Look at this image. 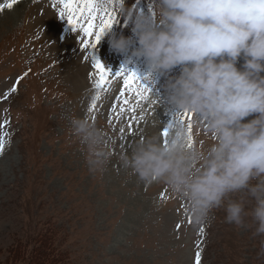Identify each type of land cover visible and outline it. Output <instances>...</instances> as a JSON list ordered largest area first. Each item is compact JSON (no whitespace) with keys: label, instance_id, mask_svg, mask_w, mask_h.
<instances>
[{"label":"rangeland","instance_id":"rangeland-1","mask_svg":"<svg viewBox=\"0 0 264 264\" xmlns=\"http://www.w3.org/2000/svg\"><path fill=\"white\" fill-rule=\"evenodd\" d=\"M65 2L82 4L0 0V264H264V235L254 228L226 223L222 208L194 223L163 184L120 167L121 154L158 130L154 120L161 128L171 121L163 79H147L142 61L110 50L109 32L130 35L115 0H106L113 23L95 47L79 12L68 23ZM148 2L127 0L141 11ZM94 59L111 79L90 114L100 78ZM129 72L137 79L125 89ZM70 118L104 131L112 157L103 173L88 171Z\"/></svg>","mask_w":264,"mask_h":264},{"label":"clouds","instance_id":"clouds-1","mask_svg":"<svg viewBox=\"0 0 264 264\" xmlns=\"http://www.w3.org/2000/svg\"><path fill=\"white\" fill-rule=\"evenodd\" d=\"M115 11L130 35L109 32L110 50L163 79L172 117L162 128L154 120L158 130L121 154L120 167L163 184L194 223L222 208L226 223L264 235V0H149L147 11L115 0ZM69 127L88 171L103 173L112 157L104 131L81 118Z\"/></svg>","mask_w":264,"mask_h":264},{"label":"snow or ice","instance_id":"snow-or-ice-1","mask_svg":"<svg viewBox=\"0 0 264 264\" xmlns=\"http://www.w3.org/2000/svg\"><path fill=\"white\" fill-rule=\"evenodd\" d=\"M12 4L9 3L7 7H11ZM64 8L71 13L68 19V23L72 24L73 18L76 14V12H79V16L81 19H84L85 23L87 24V27H84L81 25L82 31L87 36L94 35L95 40L91 42L92 46L95 47V44L97 41L100 40L104 32L109 29L113 23V13L108 10L106 5V0H82V4H76L75 8H73L72 3H64ZM100 20V23L98 26L95 25L96 19ZM94 27H98V30L95 32L92 31ZM89 41L85 40L83 43L84 48L86 49L89 46ZM94 67L99 71L100 78L99 80H96L94 82V87L98 90L96 94L92 98V102L89 106V113L92 114L95 111L96 108V101L100 99V91L101 85L107 86L108 81L111 79V77L106 78V73L104 72V66L100 63L99 60L94 59ZM117 77L121 76V73L117 72L114 74ZM137 79V76L134 72L126 73L123 76V86L125 89H131L132 85L135 83ZM128 101L125 100V103ZM95 117L92 116V119ZM123 132V129L121 130ZM4 147V141L2 138H0V151L3 150ZM196 264H200L199 260H197Z\"/></svg>","mask_w":264,"mask_h":264},{"label":"trees","instance_id":"trees-1","mask_svg":"<svg viewBox=\"0 0 264 264\" xmlns=\"http://www.w3.org/2000/svg\"><path fill=\"white\" fill-rule=\"evenodd\" d=\"M143 1H147V0H143Z\"/></svg>","mask_w":264,"mask_h":264},{"label":"bare ground","instance_id":"bare-ground-1","mask_svg":"<svg viewBox=\"0 0 264 264\" xmlns=\"http://www.w3.org/2000/svg\"><path fill=\"white\" fill-rule=\"evenodd\" d=\"M156 131V130H155ZM148 135V134H147Z\"/></svg>","mask_w":264,"mask_h":264}]
</instances>
